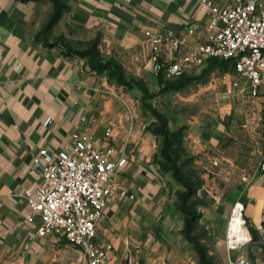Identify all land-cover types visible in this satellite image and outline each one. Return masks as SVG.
<instances>
[{"label": "crops", "instance_id": "1", "mask_svg": "<svg viewBox=\"0 0 264 264\" xmlns=\"http://www.w3.org/2000/svg\"><path fill=\"white\" fill-rule=\"evenodd\" d=\"M215 1L220 5L228 2ZM69 5L72 28L86 29L88 37L99 30L109 44L133 46L139 58L148 55L145 30L149 28L187 32L191 26L195 30L188 35L189 44L207 38L210 13L201 0H69ZM53 9L52 0H0V264H54L57 255L50 254L55 250L52 242L64 238L40 236L26 219L24 189L42 179L43 159L37 162L35 156L44 147L57 153L73 143L76 131L101 136L109 125H113L110 143L114 156L127 157L125 167L117 173L126 194L109 199L95 239L103 245L113 244L107 264H131L130 254L140 264H171L167 263L169 251L175 252L177 247L170 249L171 240L154 239L152 230L162 223L171 186L179 181L156 161L157 140L145 131L134 105L127 101V110L124 108L122 87L92 69L87 58L67 52L54 40L55 33L48 40L37 39ZM240 85L230 84L222 92L229 99L224 96L223 102L218 101L213 113L216 119L211 118L204 134L195 139L200 148L208 147L222 158V170L253 174L249 183L238 178L225 191L224 201L231 207L237 199L243 200L249 228L264 240V232L257 229L264 222V171L258 168L260 148L264 147V81L255 97L250 95L245 77ZM236 100L237 105L231 107ZM226 115L232 118L225 120ZM244 121L250 122L252 133L241 127ZM238 128L239 142L252 146L249 155L226 150L221 144L224 132H237ZM183 226L169 224L178 238H182ZM73 245L80 256L66 252L56 263L82 262V249Z\"/></svg>", "mask_w": 264, "mask_h": 264}, {"label": "built area", "instance_id": "2", "mask_svg": "<svg viewBox=\"0 0 264 264\" xmlns=\"http://www.w3.org/2000/svg\"><path fill=\"white\" fill-rule=\"evenodd\" d=\"M201 1L210 13L205 40L189 44L188 35L195 30L191 26L187 32L173 27L145 30L154 70L165 78H175L211 58L227 59L232 61L237 77L248 80L250 95L258 96L264 81V0H228L223 5L215 0ZM232 85L239 86V80L233 79ZM243 125L253 132L250 122ZM112 137L113 125H109L101 136L91 131L74 132L73 143L57 153L41 148L35 160L43 159L42 179L24 189L26 219L36 226V233L56 234L79 246L84 253L80 264H107L113 248L112 243L103 245L95 239L109 199L117 193L126 194L118 184L117 173L125 167L127 157L114 156ZM260 154L258 168L264 171V147ZM219 163L220 157H213L208 170L213 171ZM241 179L249 183L253 174L247 172ZM237 208L243 212L245 202L237 199L232 212ZM244 226L247 236L227 240L228 249L239 251L229 253L225 264H252L243 250L253 241V235L246 221ZM257 229L264 232V222ZM128 261L140 264L131 254Z\"/></svg>", "mask_w": 264, "mask_h": 264}, {"label": "rangeland", "instance_id": "3", "mask_svg": "<svg viewBox=\"0 0 264 264\" xmlns=\"http://www.w3.org/2000/svg\"><path fill=\"white\" fill-rule=\"evenodd\" d=\"M69 13V0H65V9L51 33H55L54 40L62 44L67 42L73 47L81 48L95 44L105 56L114 57L121 62L128 77L145 80L150 91L154 93L147 100L164 113L167 127L170 130L181 131L180 139L173 144L175 153L172 154L173 161L171 164H177L180 167L181 173L189 179L193 187L191 192L186 194V205L198 212L191 223L192 234L205 248L210 264H225L229 253L235 255L239 250L228 249V225L233 205L231 207L226 205L224 193L232 184L236 183L238 178L245 183L241 178L247 174V171L236 172L231 171L229 168L222 170L220 166L222 158H220L219 165L213 171L208 170V165L215 157L213 154L216 152L208 147L200 148L195 138L204 134L207 129L206 123L211 121V118L216 119V115L213 113L217 112V103L226 96L222 92L225 89L229 90L230 84L236 78L239 80V86H241L242 77H237L232 63L218 62L214 65L205 64L194 67L183 75V77H188L189 80L182 82L177 87L166 85L163 88L164 83L160 84L158 73L154 70L150 61L149 50L147 56L139 58L133 46L120 43L116 45L109 44L104 41L103 33L99 30L96 36L88 37L86 29L72 28V19L69 17ZM99 73L105 75L110 83L119 86L120 89L122 87V94L125 99H121V101L124 103V108L127 110V101L134 105L136 112L142 116L145 131L153 134L157 140L156 161L164 160L161 154L163 138L161 134L155 131L159 124L158 118L143 105L142 90L137 86L129 88L125 84L119 83L116 78L110 76L108 71ZM226 97L229 99L230 96ZM237 103V100L234 101L231 107L237 105ZM220 116L218 113L219 118ZM231 118L232 115L224 116L225 120ZM241 127L245 128L243 123ZM240 134L241 130L239 128L237 132L231 130L224 132L221 144L226 150H234L238 153L241 150L249 155L252 146L246 143L241 144L239 142L242 139ZM256 149L259 152V148ZM169 173L173 174L172 170ZM182 190L185 191L186 186L181 182L171 186L170 197L165 206V217L160 226L152 230L153 238L168 243L171 240L170 249L173 246L177 247V251H169L167 263L206 264L194 243L186 238L183 228L180 229L182 238H178L177 234L170 231L169 228L171 222L184 223L186 212L180 207L182 200L179 197V192ZM243 216L245 218L244 213ZM251 232L253 241L243 251L251 259L252 264H264V240H260V235L256 230L251 229ZM230 233L231 236H238L237 232L231 231ZM52 243L55 244V250L50 251V254L57 255L53 259L55 260L54 264H59L56 263L57 258L61 259L60 255L64 253H78V257L80 256L79 249L65 238ZM73 257L76 262H79L77 256ZM65 264H67L66 260Z\"/></svg>", "mask_w": 264, "mask_h": 264}, {"label": "trees", "instance_id": "4", "mask_svg": "<svg viewBox=\"0 0 264 264\" xmlns=\"http://www.w3.org/2000/svg\"><path fill=\"white\" fill-rule=\"evenodd\" d=\"M52 1L54 2L53 13L50 19L48 20V23L46 24V26L37 33L36 36L38 40H42V39L48 40L49 39L50 34L52 33V30H53V27L56 25V22L61 17L65 9V0H52ZM63 44L64 45L66 44L65 49L67 52H73V53H77L82 56H85L88 59L89 64L92 69H95L98 72L108 71L110 76L116 78L119 83L125 84L129 88H133L137 86L139 89L142 90L143 105L146 108L150 109L155 114V116L158 118L159 124L156 127L155 131L161 134L163 138L162 146H161V154L164 157V160L160 159V163L164 169L172 170L174 177L179 182H181L183 185L186 186L185 191L182 190L179 192V197L182 200L180 207L184 212H186L184 216L183 232L186 238L194 243L203 261L206 264H210L206 256L205 248L201 245L199 240L192 234L191 223L194 220V217L198 215V212L195 209L189 208L186 205V194L191 192L193 188L192 184L189 181V179L184 174L181 173L180 167L177 164H171L173 161L172 154L175 153L173 144L178 142V140L180 139L181 131L180 130H170L167 127L164 113L160 111L152 102L147 100V98L154 95V93L150 91L145 80L135 78V77H128L126 75V72L121 62L116 60L114 57L105 56L95 44H92V46L90 44L85 48L73 47L67 42H64ZM218 62L232 63L231 60H227V59L211 58L207 61L206 64L214 65ZM185 73L175 78H165L162 73H158V80L160 84L164 83L163 88L166 85L177 87L182 82H186L187 80H189L188 77H183Z\"/></svg>", "mask_w": 264, "mask_h": 264}, {"label": "bare ground", "instance_id": "5", "mask_svg": "<svg viewBox=\"0 0 264 264\" xmlns=\"http://www.w3.org/2000/svg\"><path fill=\"white\" fill-rule=\"evenodd\" d=\"M244 224H245V218L243 216V212L239 208L235 209L234 212H232V215L229 220L230 226L228 225L229 241L231 240L232 242L235 239H241L247 236V231H246ZM231 231L237 232L238 236L237 237L231 236V233H230Z\"/></svg>", "mask_w": 264, "mask_h": 264}]
</instances>
